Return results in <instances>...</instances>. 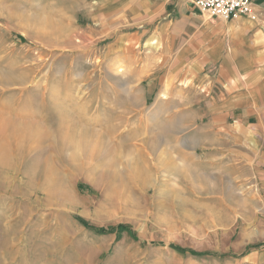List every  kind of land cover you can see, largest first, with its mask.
Returning a JSON list of instances; mask_svg holds the SVG:
<instances>
[{
  "label": "rangeland",
  "instance_id": "rangeland-1",
  "mask_svg": "<svg viewBox=\"0 0 264 264\" xmlns=\"http://www.w3.org/2000/svg\"><path fill=\"white\" fill-rule=\"evenodd\" d=\"M185 2L0 0V264H264V96Z\"/></svg>",
  "mask_w": 264,
  "mask_h": 264
},
{
  "label": "crops",
  "instance_id": "crops-1",
  "mask_svg": "<svg viewBox=\"0 0 264 264\" xmlns=\"http://www.w3.org/2000/svg\"><path fill=\"white\" fill-rule=\"evenodd\" d=\"M252 1L257 18L239 16L219 20L214 36L206 32L196 36L200 44L205 43L207 63L218 65L221 74H225L228 82H231V87L239 89L230 95L229 101L226 100V113L249 110L255 104L254 93L257 97L264 96V0ZM186 2L190 5L189 11L193 8L198 10L188 0ZM184 11L181 6L179 12L183 20Z\"/></svg>",
  "mask_w": 264,
  "mask_h": 264
},
{
  "label": "built area",
  "instance_id": "built-area-1",
  "mask_svg": "<svg viewBox=\"0 0 264 264\" xmlns=\"http://www.w3.org/2000/svg\"><path fill=\"white\" fill-rule=\"evenodd\" d=\"M198 10L207 11L212 16L225 20L248 16L257 18L258 13L252 0H188Z\"/></svg>",
  "mask_w": 264,
  "mask_h": 264
},
{
  "label": "trees",
  "instance_id": "trees-1",
  "mask_svg": "<svg viewBox=\"0 0 264 264\" xmlns=\"http://www.w3.org/2000/svg\"><path fill=\"white\" fill-rule=\"evenodd\" d=\"M80 187H83L82 185H80ZM85 225L89 226V227H92L90 226L88 223L85 222ZM110 229H101V230H98L100 233H106L107 231H109Z\"/></svg>",
  "mask_w": 264,
  "mask_h": 264
}]
</instances>
